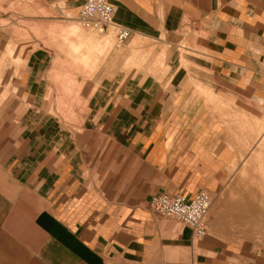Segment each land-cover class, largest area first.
I'll list each match as a JSON object with an SVG mask.
<instances>
[{"label": "crops", "instance_id": "crops-1", "mask_svg": "<svg viewBox=\"0 0 264 264\" xmlns=\"http://www.w3.org/2000/svg\"><path fill=\"white\" fill-rule=\"evenodd\" d=\"M60 1L69 7L76 1L80 6L82 0ZM108 1L116 7V22L128 28L138 44L176 46L177 41L189 42L190 34L205 60L177 58L171 52L169 90L147 76L140 85L152 91L138 97L147 99L162 118L147 130H135L138 134L126 148L99 144L94 153L92 144H60L64 140L59 125L46 124L51 113L43 108L42 77H3L0 84L9 86V93H0V117L17 115L14 101L29 98L36 110L23 115L39 116L40 130L34 136L36 130L28 131L25 123V134L12 138L0 125V264L154 260L155 246L168 228L152 212L150 199L158 193H217L224 167L235 159L228 144H252L251 139L241 140L239 126L251 137L253 126L257 132L258 125H264V0ZM5 33L0 27V48L9 40ZM82 41L71 49L78 54L90 41L95 54L78 57L95 67L104 51L97 42L91 44L92 39ZM105 53L128 58L123 50ZM95 75L82 78L77 89L92 92L91 120H83V133L88 127L112 129L121 123V94L107 100L109 82L100 71ZM86 82L93 83L91 91ZM241 116L242 122L237 120ZM45 133L51 135L49 142ZM260 139L255 144H264V133ZM182 232L191 233L188 228Z\"/></svg>", "mask_w": 264, "mask_h": 264}, {"label": "rangeland", "instance_id": "rangeland-1", "mask_svg": "<svg viewBox=\"0 0 264 264\" xmlns=\"http://www.w3.org/2000/svg\"><path fill=\"white\" fill-rule=\"evenodd\" d=\"M56 1L0 0V27L9 36L7 43L0 48V83L3 77L14 78L21 75L40 76L44 79L43 108L45 112L51 113L45 122L47 125H59L61 140H64L60 144H69L66 141L92 144L93 153L99 149L95 147L99 144H122L121 148H126L128 144H133L132 137L138 134L135 130H147L162 118L158 111L148 107L147 99H138L140 94L152 91L148 90L147 85H140L143 79L147 76L155 77L162 82L161 88L168 91L173 78L171 70L167 69L171 52H175L177 58L185 56V59L195 58L198 61H204L205 58L191 44L193 37L190 34L189 42L177 41L174 43L176 46L147 41L138 44L131 37L119 44L114 37V27L122 25L115 19L113 26L106 32L96 33L83 27L78 21L79 2L68 7L61 1ZM35 17L38 19H34ZM184 32L186 34L188 31ZM83 37L92 39L91 44L97 42L104 51L101 56H97L95 67L78 57L86 53L95 54L94 50H89L90 41L86 46L80 44L83 48L79 47L81 49L78 54L71 49L72 45L82 43ZM106 49L123 50L128 58L124 60L112 53L106 54ZM99 71L100 77L109 82L105 86L107 100L121 94L124 103L119 109L121 123L112 129L88 127L90 131L83 133L87 128L84 129V125L91 120L89 101L92 92L79 93L77 89L82 78H93ZM85 84L91 91L93 83ZM14 88L15 86H11V91L17 93ZM4 89L8 94L9 86L0 84V93ZM16 103L19 105L18 109L14 106ZM154 103L157 104V101L152 102ZM3 104L0 100V105ZM35 107L36 102L29 98L14 101L12 110L16 109L14 113L18 114L0 117V125H5L7 133L12 138H17L20 133L25 134L26 123L30 129L28 131L36 130V136L40 130V124L37 123L40 117L23 115L36 110ZM20 113L22 116H19ZM85 118L87 121L83 122ZM244 119L242 116L237 118L240 122ZM253 127L249 137L244 131V125L239 126L241 140L251 139L252 144H228L235 151V159L224 167L220 190L212 194L210 190L203 189L209 193L211 200L206 217L208 229L203 238H196L191 229L190 235L183 236L182 231L187 227L158 216L168 229L155 246L154 260L135 263L110 260L109 264H264V144H255L256 141H263L260 138L264 133V125H258L260 130L257 132ZM43 135L44 140L49 142L51 135ZM147 135L148 133L145 134ZM120 152L126 153L125 150Z\"/></svg>", "mask_w": 264, "mask_h": 264}, {"label": "built area", "instance_id": "built-area-1", "mask_svg": "<svg viewBox=\"0 0 264 264\" xmlns=\"http://www.w3.org/2000/svg\"><path fill=\"white\" fill-rule=\"evenodd\" d=\"M115 14L116 7L108 0H82L77 19L83 26L106 31L110 25L113 26ZM114 35L119 43H124L130 38L131 31L123 26H115ZM210 204V195L206 190H199L190 197L159 193L149 203L154 214L191 229L196 238H203L207 233L206 217Z\"/></svg>", "mask_w": 264, "mask_h": 264}, {"label": "bare ground", "instance_id": "bare-ground-1", "mask_svg": "<svg viewBox=\"0 0 264 264\" xmlns=\"http://www.w3.org/2000/svg\"><path fill=\"white\" fill-rule=\"evenodd\" d=\"M80 22V21H79ZM80 24L83 26V24L80 22ZM113 24V23H112ZM83 27H85V28H88V27H86V26H83ZM111 27V25L109 26V28ZM108 28V29H109ZM88 29H90L91 31H93V32H96V33H104V32H106V31H96V30H93V29H91V28H88ZM114 29H115V27H114ZM115 37V36H114ZM116 38V37H115ZM116 41H117V39H116ZM118 42V41H117ZM119 43V42H118ZM119 44H122V43H119ZM158 216V215H157ZM161 217V216H160Z\"/></svg>", "mask_w": 264, "mask_h": 264}]
</instances>
